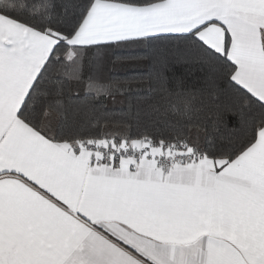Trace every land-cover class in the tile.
Segmentation results:
<instances>
[{
    "label": "snow or ice",
    "instance_id": "1",
    "mask_svg": "<svg viewBox=\"0 0 264 264\" xmlns=\"http://www.w3.org/2000/svg\"><path fill=\"white\" fill-rule=\"evenodd\" d=\"M0 264H264V0H0Z\"/></svg>",
    "mask_w": 264,
    "mask_h": 264
}]
</instances>
